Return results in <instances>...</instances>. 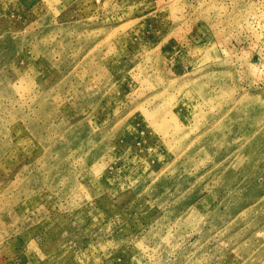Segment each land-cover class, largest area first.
Masks as SVG:
<instances>
[{
	"label": "rangeland",
	"instance_id": "1",
	"mask_svg": "<svg viewBox=\"0 0 264 264\" xmlns=\"http://www.w3.org/2000/svg\"><path fill=\"white\" fill-rule=\"evenodd\" d=\"M0 264H264V0H0Z\"/></svg>",
	"mask_w": 264,
	"mask_h": 264
}]
</instances>
